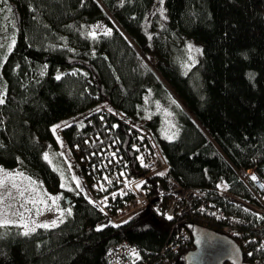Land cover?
<instances>
[{"label": "trees", "instance_id": "trees-1", "mask_svg": "<svg viewBox=\"0 0 264 264\" xmlns=\"http://www.w3.org/2000/svg\"><path fill=\"white\" fill-rule=\"evenodd\" d=\"M158 1L0 0V167L44 182L65 211L57 227L28 235L0 226V264H109L110 247L123 240L146 260L165 253L174 264H186L194 249L199 224L164 214L163 174L146 179L149 205L116 226L85 190L60 188L44 153L66 165L53 129L71 119L85 118L62 130L85 183L115 139L132 173L147 175L127 120L153 136L165 176L183 189L214 191L226 182L251 199L238 172L264 173V0H161L162 12ZM99 24L104 32L93 30ZM191 44L201 46L194 65ZM101 105L125 120L102 121ZM127 201L118 199L113 213ZM183 227L190 240L174 254L167 246Z\"/></svg>", "mask_w": 264, "mask_h": 264}, {"label": "built area", "instance_id": "built-area-1", "mask_svg": "<svg viewBox=\"0 0 264 264\" xmlns=\"http://www.w3.org/2000/svg\"><path fill=\"white\" fill-rule=\"evenodd\" d=\"M96 113L102 121L107 115L125 120L123 115L113 112L105 105H101ZM125 123L129 133L135 134L131 151L135 154L136 162L147 172V175L136 177L132 173L130 161L121 152L117 139L102 146L98 153V160L89 172L92 181L88 184L89 196L93 204L103 212L108 224L114 226L122 224L149 205L152 188L146 179L163 174L165 184H159L158 195L161 199H169L167 207L164 208V214L167 217L192 218L200 226L234 239L247 262L264 264V173H260L257 169L238 172L251 199L233 194L226 182L218 184L214 191L185 190L174 179L159 173L164 169L166 172L167 164L153 136L127 120ZM95 156V153L91 154V157ZM157 160L162 165L158 171L156 170ZM216 198L224 205L239 210L241 216L228 213ZM118 199H128V201L122 208L116 210L117 214H114L113 209ZM141 202L145 204L142 208L139 205ZM125 213L124 217L118 218ZM189 240V231L183 227L180 231H176L175 240L167 247L174 254H178L187 247ZM108 262L109 264H174L172 258L165 253L156 259L146 260L140 255L138 247L127 240L110 247Z\"/></svg>", "mask_w": 264, "mask_h": 264}, {"label": "rangeland", "instance_id": "rangeland-1", "mask_svg": "<svg viewBox=\"0 0 264 264\" xmlns=\"http://www.w3.org/2000/svg\"><path fill=\"white\" fill-rule=\"evenodd\" d=\"M156 9L159 12L163 11V2L161 0L158 1ZM93 30L104 32L106 27L104 24H99ZM190 47L192 50L191 64L194 65L198 62V53L201 52V46L199 44H191ZM152 60L147 59L151 65L153 64ZM83 122H85V118L83 117L71 119L55 128V134L59 142V152L62 153L65 166L59 159L56 161L51 159L52 156L49 149L44 153V156L45 154L48 155L49 160L47 161H51L49 162L50 166L59 172L61 176V189H82L89 195V184L85 183L79 169H77L72 153L62 141L63 128L76 124L80 125ZM157 161L159 165L156 162V170L158 171L162 165L159 160ZM159 173L165 174V169ZM77 182L79 183V187H77ZM139 205L142 208L145 204L141 202ZM64 214L65 211L62 207L59 193H51L44 182L30 179L18 171L0 167V225L18 226L23 232L26 230L23 225L35 228V230L43 228L38 227L41 224H48V228H55L63 221ZM125 215L126 213L118 216V218H122ZM4 221L8 223L4 224Z\"/></svg>", "mask_w": 264, "mask_h": 264}, {"label": "water", "instance_id": "water-1", "mask_svg": "<svg viewBox=\"0 0 264 264\" xmlns=\"http://www.w3.org/2000/svg\"><path fill=\"white\" fill-rule=\"evenodd\" d=\"M192 236L194 249L186 254V264H251L228 236L200 225L193 227Z\"/></svg>", "mask_w": 264, "mask_h": 264}, {"label": "snow or ice", "instance_id": "snow-or-ice-1", "mask_svg": "<svg viewBox=\"0 0 264 264\" xmlns=\"http://www.w3.org/2000/svg\"><path fill=\"white\" fill-rule=\"evenodd\" d=\"M109 34H110V33H109ZM56 78H57V79H60L59 76H57ZM3 102H4L3 99L0 98V104H3ZM53 132H55V129H53ZM44 159H45V160H49V157H48L47 154H45ZM49 162H51V161H49ZM161 175H162V174H161ZM253 179H255V177H253ZM77 187H79V183H78V182H77ZM50 199H51V197H50ZM69 214H70V213H69ZM168 219L170 220V219H172V217L169 216ZM3 223L6 224V223H8V222H7V221H4ZM0 226H2V225H0ZM53 226H55V225H53ZM23 227L26 229L25 232H24V235H28L29 232L35 231V228H29L27 225H23ZM38 227L48 228L49 225H48V224H41V225H38ZM97 230L99 231L100 229H97Z\"/></svg>", "mask_w": 264, "mask_h": 264}, {"label": "bare ground", "instance_id": "bare-ground-1", "mask_svg": "<svg viewBox=\"0 0 264 264\" xmlns=\"http://www.w3.org/2000/svg\"><path fill=\"white\" fill-rule=\"evenodd\" d=\"M168 177V176H167ZM161 201V199H159ZM150 203V202H149ZM158 205V204H157Z\"/></svg>", "mask_w": 264, "mask_h": 264}]
</instances>
